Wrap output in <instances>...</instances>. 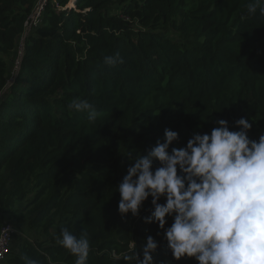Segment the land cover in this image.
<instances>
[{
    "label": "trees",
    "instance_id": "1",
    "mask_svg": "<svg viewBox=\"0 0 264 264\" xmlns=\"http://www.w3.org/2000/svg\"><path fill=\"white\" fill-rule=\"evenodd\" d=\"M39 2L0 0L4 264H264V169L226 173L264 145V0Z\"/></svg>",
    "mask_w": 264,
    "mask_h": 264
},
{
    "label": "built area",
    "instance_id": "2",
    "mask_svg": "<svg viewBox=\"0 0 264 264\" xmlns=\"http://www.w3.org/2000/svg\"><path fill=\"white\" fill-rule=\"evenodd\" d=\"M43 2L42 11L47 0ZM34 23L38 22V17L33 16ZM264 169V145L257 146L251 151H243L241 148L235 149V155L231 160L226 173L233 177L249 169ZM16 229L10 223H5L0 230V264H4L5 259L13 252V244Z\"/></svg>",
    "mask_w": 264,
    "mask_h": 264
},
{
    "label": "rangeland",
    "instance_id": "3",
    "mask_svg": "<svg viewBox=\"0 0 264 264\" xmlns=\"http://www.w3.org/2000/svg\"><path fill=\"white\" fill-rule=\"evenodd\" d=\"M40 1H41V0H40ZM27 234H28L29 236H31V233L27 232ZM21 240H22V235H18V234H17V237H15V239H14V244H15L16 247L21 245V243H20ZM14 244H13V245H14Z\"/></svg>",
    "mask_w": 264,
    "mask_h": 264
},
{
    "label": "water",
    "instance_id": "4",
    "mask_svg": "<svg viewBox=\"0 0 264 264\" xmlns=\"http://www.w3.org/2000/svg\"><path fill=\"white\" fill-rule=\"evenodd\" d=\"M42 5H43V2L40 1L38 6H37V8H36V10H35V12H34V17H39L40 16V14H41L40 8L42 7ZM24 42H25V38L23 39V43Z\"/></svg>",
    "mask_w": 264,
    "mask_h": 264
},
{
    "label": "crops",
    "instance_id": "5",
    "mask_svg": "<svg viewBox=\"0 0 264 264\" xmlns=\"http://www.w3.org/2000/svg\"><path fill=\"white\" fill-rule=\"evenodd\" d=\"M19 248H20V246H15V244L13 245V252H15V251H18L19 250Z\"/></svg>",
    "mask_w": 264,
    "mask_h": 264
}]
</instances>
